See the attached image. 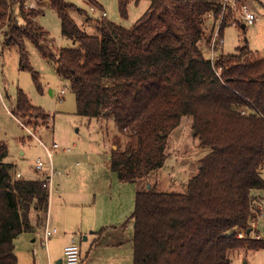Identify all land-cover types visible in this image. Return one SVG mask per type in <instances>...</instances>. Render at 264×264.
I'll return each instance as SVG.
<instances>
[{"label": "trees", "instance_id": "obj_1", "mask_svg": "<svg viewBox=\"0 0 264 264\" xmlns=\"http://www.w3.org/2000/svg\"><path fill=\"white\" fill-rule=\"evenodd\" d=\"M24 1L0 0V30L6 27L7 41L16 45L20 68L31 69L27 39L68 83L77 115L113 120L125 140L110 155L120 183L146 181L162 166L166 136L182 118L191 119L194 136L208 150L185 193L158 192L150 184L135 194L133 264H230L236 249L263 250L264 240L250 233L260 215L252 192L264 190V58L248 46L221 53L214 63L203 54L199 45L208 48L212 35H204V18H219L221 0H149L131 29L98 21L94 36L70 17L74 5L45 0L72 42L55 54L36 21L39 10L25 8ZM129 1L119 0L122 15ZM85 2L99 6L98 0ZM13 112L49 118L22 92ZM7 154L0 143V264H17L14 240L43 224L49 194L42 179L16 178Z\"/></svg>", "mask_w": 264, "mask_h": 264}, {"label": "rangeland", "instance_id": "obj_2", "mask_svg": "<svg viewBox=\"0 0 264 264\" xmlns=\"http://www.w3.org/2000/svg\"><path fill=\"white\" fill-rule=\"evenodd\" d=\"M66 1L75 6L68 9L70 17L80 29L91 36L98 35V21L131 29L149 6V0H131L126 6V14L122 15L119 0H98V7H91L85 0ZM235 1L236 8L233 11L228 9L225 16L230 12V20L235 19L236 24L227 25L222 29L223 43L216 48L217 58L221 53L233 55L243 46H248L250 54L254 57L264 58V0ZM29 2L32 3L26 8L39 10L36 21L47 32L49 49L55 54L60 48L71 46L72 42L61 35L60 20L54 9L45 0ZM240 5L247 6L255 14L253 25H245V28H242L241 25L245 23L238 12ZM14 11H17V6ZM219 19L220 16L213 22L210 14L205 16V36L209 31L212 32ZM17 20L23 22L22 18ZM5 30L6 27L0 30V143L5 144L8 149L5 162L14 165L25 177H31L37 172L34 163L38 158L43 164L46 163L49 173V159L45 148L39 144L40 141L46 147L56 142L61 148H69V152L58 149L51 158L52 168L59 174L51 177L48 220L51 219L53 224H50V227L56 228V231L58 229L59 232L61 229L60 234L64 231V205H67V209L73 214H67V217H71L67 218V221L72 225L77 223L76 219L80 220L73 210L78 209L85 214L94 212L98 220L106 223V243L112 240H115L114 245L122 243L116 246L118 249L106 250L115 252L116 255L128 254L129 264H133L129 238L132 234L130 216L134 207L136 185L119 183L116 174L110 172L107 167V157L110 153L107 142L117 134L115 124L112 120L106 123L105 120L96 121L77 115L75 97L68 83L58 77L55 64L41 56L34 44L27 39L24 41V47L31 69L20 68L17 47L13 42L7 41ZM199 46L203 54L208 56L210 43L208 48L203 41ZM34 78H37L39 85ZM61 89L65 94L63 99L59 100L57 95ZM49 90L56 91L57 94L51 96ZM19 92H22L33 106L49 115L47 122L29 115L14 116L13 110ZM19 122L25 124L30 132ZM21 150H24V154H21ZM207 152L206 148L199 145L198 138L191 130V119L182 118L180 125L166 136L162 166L145 178L146 183L144 180L138 182L141 191L145 190L148 184H152L158 192L185 193L187 181L196 175L199 161ZM84 219L93 220V217ZM31 222L35 225L33 219ZM54 222H59L60 227ZM35 230L23 232L15 240L17 264H47L43 260L45 246L41 245L44 228L38 230L37 226ZM34 238L36 240L32 242ZM76 242H80L79 235ZM56 245L60 243L56 242ZM84 255L82 247V259ZM128 255L123 262H127ZM237 264H264V249L250 251L246 262Z\"/></svg>", "mask_w": 264, "mask_h": 264}, {"label": "crops", "instance_id": "obj_3", "mask_svg": "<svg viewBox=\"0 0 264 264\" xmlns=\"http://www.w3.org/2000/svg\"><path fill=\"white\" fill-rule=\"evenodd\" d=\"M27 3L31 4L32 2H27ZM242 26H243V28H245V24H242ZM49 92H50L51 96H54L55 94H57V92L53 91V90H49ZM6 111L11 114V112H9V110H6ZM92 119H95L96 121L97 120L98 121L99 120L100 121L105 120L106 123L108 120H112V119H107V118H105V119L104 118H92ZM19 123L23 128L26 129L27 132H29L28 131L29 129L27 130V128L24 124H22L21 122H19ZM116 130H117V128H116ZM53 143H56V142H52L51 145ZM117 143L119 144L120 149L123 148L124 143H125V140H124L123 136L119 133V131H117V134L114 135L113 139H110L107 142V146L110 149V151H109L110 153H108V157H107V167H108L110 172H111V170H110V155H111L112 150H116L118 148ZM50 147H47V148H50ZM65 148H67V147H65ZM65 148L59 147V150H62V152H67L64 150ZM57 150L58 149H55V151L52 153V155ZM20 152H21V154H24V150H21ZM45 165H46V163L43 164V168L40 171L36 170L37 171L36 174H33L31 177H25L20 171H17L16 169L15 170H16V172H20L22 177H25L28 179H33V180L43 179L45 177V175H49V173H47L48 166H45ZM52 170H53V176L55 174H59V172L58 173L55 172L54 168H52ZM261 177L264 180V165H263V168L261 171ZM116 178H117V176H116ZM118 182L120 183V181H118ZM144 183H146V181H144ZM135 185H136V187H135V194H136L138 191H141V185H140V183H137ZM252 195L254 198V206L260 211V215H258L251 222L252 225H251L250 237L254 238V239H263L264 240V190H254L252 192ZM134 199H135V195H134ZM52 204H53V200H52L51 206H52ZM48 207H49V203H48ZM67 207H68L67 205H64L63 211H62V215H63V217H65V220L63 222L64 223L63 228H65L64 231L60 234V232L62 230L60 229V232H59V230L57 229L56 233L54 235H52L47 240V242L48 241L49 242L43 248V255L45 257H43L42 252H41L43 260L47 264H64L63 248L67 244H69L72 239L76 242L78 235H79L80 242L79 243L76 242V243H77L79 250H80V263L79 264H129V255L128 254H127L128 255L127 262H123L126 260L127 255H116L115 252L112 253V252H109L106 250L107 248L112 249V250L118 249V248H116V246L122 244V243H120V244L117 243L114 245L115 240H112V241L106 243V223H102L100 220H98V218L96 217L94 212L91 214H88V213L85 214L83 211H78V209H76V211L73 210V212L76 214V216H79L80 220L76 219L77 223L75 225H72V224H70V222L67 221V218H71V217H67L68 216L67 214H69V216H73V214L67 209ZM133 209H134V207H133ZM132 214H133V211H132L131 216H130L131 221H132ZM84 217H93V220H91V219L85 220ZM32 219L36 223V219H35L34 215H32L31 220ZM54 223L60 227L59 222H54ZM50 224H53L51 219L48 220V225L50 226ZM41 225L38 226V230L41 228H45L46 218L44 219L43 224H41ZM99 226H101V227H99ZM36 227L37 226H35V228ZM35 231L36 230L34 229L31 232H35ZM40 232H42V231H40ZM43 232H44V230H43ZM43 232H42V234H43ZM132 236H133V221H132V234H131V238H129V240L131 241V249H132V253H133ZM258 237H260V238H258ZM15 240H14V246H15ZM35 240H36L35 238L32 239V242H35ZM56 242L60 243V245H56ZM81 242L84 244L82 245ZM41 245H42V241H41ZM82 247H83V250L85 253L83 259L81 258V248ZM250 251L251 250H245V249L234 250L232 252L233 258H232L230 264H234V263L237 264L238 262H241V261L246 262ZM257 251H259V250H257ZM15 253H16V249H15Z\"/></svg>", "mask_w": 264, "mask_h": 264}, {"label": "built area", "instance_id": "obj_4", "mask_svg": "<svg viewBox=\"0 0 264 264\" xmlns=\"http://www.w3.org/2000/svg\"><path fill=\"white\" fill-rule=\"evenodd\" d=\"M29 1H31V0H25L24 1V7L25 8L30 6L27 3ZM221 2H222V13L220 15V19L217 21V25L212 30L210 46L208 49L209 51H208L207 57L212 63H214L217 59L216 48H218L223 43L220 28L222 26L223 20H225L226 11L228 9L233 11L236 8V1L235 0H221ZM238 12H239L241 19L245 23V25H253V23L255 22L256 16L249 8H247V6L240 5L238 8ZM103 15H105V14L103 13ZM234 24H236L235 19L230 20L228 23V25H234ZM64 94H65V91L63 89H61L57 95L58 99L62 100L64 97ZM39 144L45 148L47 155H48V159H49V166H50L49 167V175H45V177L42 179L43 180L42 186L47 189L49 197H50V191H51V185H52L51 177L53 176V170L51 167L52 166L51 157H52V153L55 151V149H59L60 146L57 143H53L50 148H47L41 141L39 142ZM64 150L67 152L70 151L69 148H65ZM42 168H43V164H42L41 160L37 159L35 162V169L40 171ZM15 177L20 178V177H22V175L20 172H16ZM251 225H252V223H251ZM55 233H56V228H51L48 225V213H47L46 214V225H45L44 232H43L42 245L46 246L47 240L52 235H54ZM243 234L244 233L242 231L238 232L239 237H242ZM258 238H260V237H258ZM63 256H64V264H79L80 263V250H79L77 243L73 239L70 241L69 244H67L63 248Z\"/></svg>", "mask_w": 264, "mask_h": 264}, {"label": "water", "instance_id": "obj_5", "mask_svg": "<svg viewBox=\"0 0 264 264\" xmlns=\"http://www.w3.org/2000/svg\"><path fill=\"white\" fill-rule=\"evenodd\" d=\"M242 27H243V26H242ZM149 186H150V185L148 184L147 188H149ZM247 233H249V231H248Z\"/></svg>", "mask_w": 264, "mask_h": 264}]
</instances>
